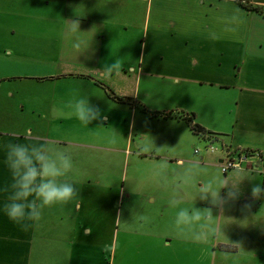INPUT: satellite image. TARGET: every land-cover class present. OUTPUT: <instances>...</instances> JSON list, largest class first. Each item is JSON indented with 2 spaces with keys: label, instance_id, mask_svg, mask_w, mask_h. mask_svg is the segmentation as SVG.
<instances>
[{
  "label": "crops",
  "instance_id": "1",
  "mask_svg": "<svg viewBox=\"0 0 264 264\" xmlns=\"http://www.w3.org/2000/svg\"><path fill=\"white\" fill-rule=\"evenodd\" d=\"M250 2L264 10V0ZM72 20L80 32L68 30ZM115 60L121 70L102 75ZM77 98L100 116L82 124L70 108ZM151 111L167 115L181 135L195 133L179 114L207 130L212 117H226L264 136V14L239 0H0V143H47L71 155L64 179L78 193L45 208L26 233L0 208V264H253L260 257L264 206L250 191L218 214L210 195L188 184L124 182L101 201L97 191L108 184L99 176L111 169L102 155L173 163L175 135L152 137L150 148L147 136L132 137ZM109 121L128 126L112 139L98 136L94 128ZM3 159L0 150V185L10 182ZM4 199L0 193V205ZM184 209H199L201 218L178 223Z\"/></svg>",
  "mask_w": 264,
  "mask_h": 264
},
{
  "label": "rangeland",
  "instance_id": "2",
  "mask_svg": "<svg viewBox=\"0 0 264 264\" xmlns=\"http://www.w3.org/2000/svg\"><path fill=\"white\" fill-rule=\"evenodd\" d=\"M121 114L123 115L122 112L119 113V115ZM163 116V112L151 111L145 120H141V127L137 129V135L134 131L132 137L136 140L138 136H147L146 140L143 141L144 148H150L149 146H152V137H170V135L174 137L175 135L178 139L173 142L169 151L173 163L165 167L162 162L130 158L126 164V161L124 162V153L118 155L117 159L111 157L105 158L102 155V160L111 161V169L108 168L105 174L99 176L102 184H108L106 191L105 188L97 191L101 201L107 199V193L109 194V199L114 198L115 195L117 196L119 192L117 188L124 182L134 184H175L180 186L181 184H188L197 187L198 191L199 188L203 189L205 186L210 185L218 188L221 197L224 198L216 201L210 195L214 206L213 214H218L219 208L223 205L228 209L227 192L229 189L238 187L241 193L239 199L242 198L245 192H251L252 187L256 185L264 189V136L245 132L242 130V127H238L232 120L222 116L212 117L208 122L206 127L215 132L212 136L201 137L197 134L189 135L188 133L181 135L178 124L166 121ZM123 123L121 121L117 123L109 121L106 125L102 126L106 127L104 130L98 131L94 128V131L100 137L112 139L111 137L115 135H121L117 131ZM125 123L124 125L127 127L128 123ZM59 132L63 134L67 133V131ZM104 133L107 135H104ZM73 135H79V133ZM91 135L95 134L92 133ZM209 146L214 147L215 150H210ZM131 149L133 150L134 147L132 146ZM159 150H164V148L160 147ZM82 151L96 152V150L90 148H84ZM239 154L244 157L240 166L227 167L225 170L222 168L227 159L233 158L237 160ZM97 157L93 160L96 166L98 165L95 161ZM176 158L184 159L183 161L185 162L179 166L180 164L175 161ZM101 164L104 165L105 163ZM162 170L167 171V174ZM243 189L245 190L243 191ZM260 200L264 206V192L260 194ZM128 203L129 199L125 198L122 208L124 209ZM135 210L134 207L132 212H135ZM59 247L62 248V246ZM259 251L260 257H257L253 264H264V235L261 238Z\"/></svg>",
  "mask_w": 264,
  "mask_h": 264
},
{
  "label": "clouds",
  "instance_id": "3",
  "mask_svg": "<svg viewBox=\"0 0 264 264\" xmlns=\"http://www.w3.org/2000/svg\"><path fill=\"white\" fill-rule=\"evenodd\" d=\"M68 30L78 33L79 21H69ZM121 70V63L115 60L110 65H105L104 72L113 73ZM71 112L82 124L88 125L100 116V110L90 105L87 98H77L71 105ZM0 150L4 152L3 164L10 174V182L0 185V193L5 194V199L0 205L4 214L20 230L28 232L34 223L42 218L45 208L55 205H67L77 196L74 184L64 179L73 168V158L63 151L52 148L47 143H0ZM202 191L211 195L214 200L224 199L216 187L205 186ZM264 192L259 185L252 187L253 200L258 199ZM241 196L239 188L229 189L227 200L235 202ZM249 207V205H244ZM210 217L211 210H205ZM201 218L199 209L193 210L189 215L184 209L178 213V223H191ZM29 221L23 224V221Z\"/></svg>",
  "mask_w": 264,
  "mask_h": 264
},
{
  "label": "trees",
  "instance_id": "4",
  "mask_svg": "<svg viewBox=\"0 0 264 264\" xmlns=\"http://www.w3.org/2000/svg\"><path fill=\"white\" fill-rule=\"evenodd\" d=\"M247 9H251V10H255L257 12L263 13L264 14V10L262 9V7L260 5H256L250 2V0H239ZM167 116V115H164ZM178 116L183 117L184 119H186L188 121V124L190 126V129L197 134L198 136L201 137H209L212 136L213 134H215V132L207 130L206 128H204L203 126L199 125L198 123H194L192 121V119L190 117H186L185 115H181L179 114Z\"/></svg>",
  "mask_w": 264,
  "mask_h": 264
},
{
  "label": "built area",
  "instance_id": "5",
  "mask_svg": "<svg viewBox=\"0 0 264 264\" xmlns=\"http://www.w3.org/2000/svg\"><path fill=\"white\" fill-rule=\"evenodd\" d=\"M210 150H215L214 147L209 146ZM244 157L239 154L238 159H233V158H229L226 160V163L222 165V168L225 170L227 167H237L240 166V164L242 163Z\"/></svg>",
  "mask_w": 264,
  "mask_h": 264
}]
</instances>
